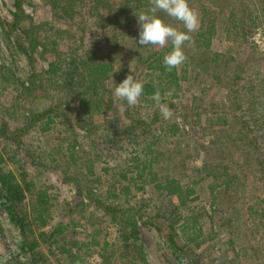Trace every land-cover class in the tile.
Instances as JSON below:
<instances>
[{
    "label": "trees",
    "instance_id": "trees-1",
    "mask_svg": "<svg viewBox=\"0 0 264 264\" xmlns=\"http://www.w3.org/2000/svg\"><path fill=\"white\" fill-rule=\"evenodd\" d=\"M23 2L25 1L16 0L17 10L13 12V20L10 22L12 28L22 26V22L28 18L22 8ZM224 2V0H208V2L192 0L190 3L191 8L196 3L198 4L200 20L196 31L189 33L193 39L191 49L187 47V43L183 46L191 51L186 65L194 71L197 68L211 66L210 75L214 83H220L226 88L225 99L220 102L221 107L226 111L224 112L222 109L221 113L217 111V113H212L210 119H214V121L211 126L213 128L216 125L236 127V132L239 135L234 136L235 139L242 138L243 140L244 138L246 143L254 146L258 153V165L264 170V100H260L257 94L260 89L262 95L264 86V71L263 66L260 65V62L264 61V56L258 54L256 56L255 48L251 42L252 34L259 30L260 26L264 28V0H239L226 5ZM41 4L51 13V20L42 21L38 25H33L30 21L29 29L25 30L29 34V48L23 50L25 52L29 50L28 54L31 56L35 53L41 57L51 54L53 59L48 63L46 70L35 72L36 75H32L29 82H21L22 92H29L45 84L51 88L55 86L58 90H62L66 99H70L72 96L77 97L78 106L76 114L72 116L65 108L64 102L49 103L39 111H32V113L24 115L22 125L16 126L14 129H11L6 123H0V201L12 223L20 230L24 240L22 250L26 253V258L17 264H49L47 255L41 250V241L51 242L50 245L53 246L57 254H61L66 264H89L86 255L76 244L77 242L73 241L74 243H72V238L68 234L71 233L69 229H73L77 222L73 220L67 223L59 222L49 232L45 229L49 225L51 217L49 196L47 190L37 187L36 182L32 179L28 180L26 177L24 165L29 157L34 160L35 154L32 149L23 144L21 137L34 127L38 133L42 134L54 131L57 125L59 128L56 131L60 129L58 135L61 137L73 134L77 125L88 136L92 135V128L89 126H93L94 120L98 116L104 115L103 117L106 118V112L114 103L113 100L112 102L106 100L104 96L108 85L119 73L124 71L123 74L127 75V71L122 69L124 66L121 65L117 68L115 61V58L120 57L121 53L118 42L125 40L127 34L137 43L139 49L137 55L139 56L137 60L139 67L135 68L138 73L134 78L138 80L145 71L146 77L141 81L143 83L141 101L153 103L156 101L153 98L154 93L159 90L162 103L167 104L172 110L177 109L176 103L164 97L173 85L180 88L179 82L182 78H187L188 69L184 70L183 77L180 76L178 68H173L171 71L166 69L163 58L172 50L170 42L164 47L165 49H158L152 45L142 47L138 44L139 36H135L138 30L134 28L137 23L136 15L149 10L150 0H41ZM225 8H228L229 13L224 14L226 18L220 22V14L224 13ZM75 16L84 21L83 24L92 32L102 29L100 34L104 35V39L102 41L101 36H96L100 38L95 43V50L92 48L84 50L86 45L83 41V30L76 40V35L73 33V25L77 23ZM56 24H66L68 28H59L56 27ZM21 28L24 30V27ZM219 30L224 31L228 40L235 39L234 34L240 33L246 44L245 48L250 49L248 54L229 56L213 50L211 42ZM184 31L186 32L187 29ZM110 32L113 33L111 36ZM61 39L70 40L67 50H61L59 47ZM106 45L109 48L111 45L114 47H112V57L102 52ZM254 63L257 65L254 66ZM35 77L39 78L37 84ZM9 79L14 82L18 81L13 70L7 64L0 63V89L6 86L5 82ZM260 85L262 87H259ZM197 99L198 96H194V101L191 104L183 105L184 113H180L184 122L195 129L200 124L199 117L197 118L200 113L196 111L199 106ZM247 105L250 113L258 114L246 117ZM256 105L259 106L260 113L257 112ZM155 111L149 118L131 117L132 114H130V120L127 123L120 127H112L107 134L98 138L97 143L93 139V147L98 150L100 156H109L108 152L116 151L120 154L118 155L120 161L128 162L121 174L128 182L123 185L126 197L131 192L132 183L138 188H143L146 183L153 184L155 189L163 191L169 197L176 196L179 201L175 207V213L179 212L178 223L173 220L172 223H163L159 220L158 215L151 210L143 209L142 205L130 206L127 209L121 208V203L120 205L119 203L113 204L114 201L109 199L116 193H108L105 197L96 196L90 186L83 188L86 190L88 201L93 202L96 207L99 206L103 215L110 216L109 220L118 226L119 240H121L119 250L122 249L123 256H135L141 264H149L144 247L139 241V225L143 222L165 234V239L179 259L183 261L184 258H187L188 264H206L207 261L202 259L204 251L196 253L190 243H182L177 240L180 228H191L198 235L203 234L202 227L197 228L201 216L196 208L188 205L195 193V189L191 185H182L178 179L170 177L169 174L160 177L157 175L158 171L155 170V166L160 167L161 156L158 154L160 151H156L154 147L158 136L161 133L165 138L168 134L178 135L180 123L174 119V115L165 120L161 116L158 106ZM114 114L119 116L118 113ZM106 120L108 121L107 118ZM215 140L228 150L227 143L222 138L218 137ZM213 142V139L210 140L207 145L209 148L203 149L207 154L204 163L211 169H218L221 165H227L222 161L228 151L224 156L222 155V159H213L212 154H214L215 147ZM68 145V157L71 162H86L83 160L85 158L81 148L78 147L77 139L70 140ZM107 161L105 162L108 163ZM8 162L13 166L10 167ZM30 162L31 165L40 166L39 163L42 165V162ZM87 166L86 174H93L92 163ZM226 168H223L224 173L216 174L209 171L207 174L216 179L214 188L219 187L218 192L227 190L235 182L237 185L234 188V193L237 195L241 179L238 174L228 177L230 172L226 171ZM105 170L109 171L110 169L107 167ZM201 179L194 180V183ZM140 180L142 183L138 184ZM80 193H82L81 190ZM216 196L218 195L216 194ZM84 200L85 198L82 197L81 202L84 203ZM258 206V204L249 205L248 212L251 221L259 220V223L264 226V210L258 212ZM209 216L213 217L215 214L211 213ZM182 217L183 222L181 223ZM228 222L232 223L230 220ZM226 228L230 233H234V226L231 224H228ZM98 232L96 230L95 235ZM51 238H54V241ZM94 240L89 241L88 244L101 245L100 240ZM209 240L211 239L209 238ZM55 243H57L56 246ZM201 244V241H196L195 247L199 248L202 246ZM108 246V242L103 241L102 250ZM102 250L99 254L103 259H108ZM230 260L232 261V259ZM129 264H134V261L131 260Z\"/></svg>",
    "mask_w": 264,
    "mask_h": 264
},
{
    "label": "rangeland",
    "instance_id": "rangeland-1",
    "mask_svg": "<svg viewBox=\"0 0 264 264\" xmlns=\"http://www.w3.org/2000/svg\"><path fill=\"white\" fill-rule=\"evenodd\" d=\"M24 1L22 8L28 18L22 22V26L12 28L10 22L13 20V12L17 10L16 0H0V63L7 64L18 79L17 82L9 79L5 82L6 86L0 89V123L8 124L11 129L22 125L24 115L32 113V111H39L49 103L64 102L65 108L72 116L76 114L78 106L77 97L72 96L70 99H66L67 97L62 90H58L55 86L51 88L45 84L29 92H22L21 82H29V78L36 75L35 72L46 70L48 63L53 59L51 54H45L41 57L35 53L31 56L28 54L29 50L27 52L23 50L29 48V34L25 30L29 29L30 21L33 25H38L42 21H50L52 17L46 7L41 4V0ZM206 1L208 2V0ZM224 1L226 5L239 0ZM191 2L192 0H188L189 6ZM228 8H225L224 13L220 14V22L225 20L224 14L229 13ZM192 9L197 13L199 26L200 10L198 4L193 5ZM157 14L165 23L184 31L185 28L180 21L168 17L162 11H158ZM75 18L77 23L73 25V33L76 35V40L83 30V41L86 45L84 50L91 48L95 50V43L100 38L96 36H101L102 41L104 39V35L100 34L102 29L92 32L78 16ZM67 26L66 24H56V27L64 29L68 28ZM21 27H24V30ZM134 28L138 30L135 36H139L138 23L135 24ZM252 35L251 42L255 48L256 56H264L263 26H260L259 30ZM125 36V40L118 42L121 53L120 57L115 58L116 67L119 68L123 65L124 68L122 69L126 70L127 74L131 71L135 76L138 73L135 68L139 67L137 61L139 49L137 43L128 34ZM234 38L233 40L226 39L224 31L219 30L211 42L213 50L229 56H239L241 53L248 54L250 49L245 48L246 44L243 42L240 33L234 34ZM60 43L61 50H67L70 46L68 39H61ZM112 47V45L110 48L106 45L102 52L112 57ZM156 47L161 49L159 46ZM187 47L191 49L192 43H187ZM187 47L183 48L187 57L186 60L189 59L191 52ZM38 49L40 50V48ZM163 49L165 48L163 47ZM255 65L257 63H254ZM260 65L263 66L264 71V61L260 62ZM186 68L188 69L187 78L180 80V88L173 85L164 97L171 99L178 106L172 111L174 119L180 123V132L175 136L168 134L165 138L161 131H158L161 134L158 136V141L154 147L156 151H160L157 153L161 156L160 167L155 166V170L158 171L157 175L160 177L169 174L170 177L178 179L182 185H191L195 189L193 199L188 205L196 208L201 216L197 228L201 226L203 234L198 235L191 228H180L178 229L177 240L182 243H190L196 253L204 251L205 254L202 259L207 261L206 264H264V226L259 223V220L251 221L248 212V207L251 204L259 205L258 212L264 210V170L258 165V153L253 145L252 148L251 144L245 142L244 138L243 140L242 138L235 139L234 136L238 134L236 127H219L216 125L213 128L211 126L214 119H210V115L214 112H223L224 109L220 102L224 101L226 96V88L212 80L211 66L197 68L194 71V69L187 67L185 61L178 68L181 77L185 75L184 70ZM123 72L111 81L104 94L106 100L114 101L106 112L107 115H105L108 121L103 117L104 115L95 118L93 126H89L92 128V135L88 136L77 125L73 134L70 133L61 137L58 135L60 129L56 131L59 128L57 125L54 131L42 134L38 133L34 127L21 137L23 144L32 149L35 154L34 160L29 157L24 165L26 177L28 180L32 179L36 182L37 187L47 190L49 196L51 217L49 225L45 229L49 232L59 222L67 223L70 220L77 222L73 229H69L71 233L68 234L72 238V243H74L73 241L77 242L76 244L80 247L81 252L86 255L89 264H129L131 260L134 261V264H141V262L135 256L122 255V249L119 250L121 240H119L118 226L109 220L110 216L105 217L103 215L99 206L96 207L93 202L88 201L84 186H90L96 196L105 197L108 193H116L109 199L114 201L113 204L119 203L120 205L121 203V208L127 209L130 206L142 205L144 206L143 209L151 210L158 215L159 220L163 223H172V220L178 223L177 219L179 218V212L175 213V207L179 203L178 198L176 196L169 197L163 191L155 189L153 184L146 183L143 188H138L132 183L131 192L126 197L123 185L128 182L124 180L121 174L128 162L120 161L118 157L120 154L116 151L108 152L109 156H100L98 150L93 147V139L97 143L98 138L107 134L112 127H120L127 123L130 120V114H132L131 117L149 118L152 113L156 112L157 101L149 103L139 99L137 105L129 106L126 101L114 97V88L126 78ZM144 72L138 81L141 82L146 77ZM261 77L262 75L258 79L260 80ZM38 79L35 77L36 84L39 83ZM257 94L260 100H264V86L262 95L260 89ZM194 96H198L197 103L199 106L196 111L200 113L197 116L200 120L197 129L191 128L185 123L180 114L184 113L185 110L182 106L191 104L194 101ZM159 102L162 103L163 101L160 100ZM256 108L257 112L260 113L258 105ZM246 109V117L258 114L250 113L248 105ZM114 113H118L119 116ZM115 117L119 118L116 119ZM218 137L227 143L228 150L224 149L219 142L217 143L215 138ZM72 139H77L78 147L81 148L85 158L83 160L86 162L73 163L69 160L68 142ZM212 139L215 144L213 159H222V155L224 156L228 151L222 162L226 163L229 169L225 165H221L218 169H211L205 165L204 160L207 154L203 149L209 148L207 145ZM232 159L233 161H231ZM106 160L108 163L105 162ZM30 161L42 162V165L40 163V166L31 165ZM91 163L94 173L86 174L87 165ZM9 165L10 167L13 166L12 163ZM107 167H109V171L105 170ZM223 168L230 172L229 175L225 173L228 177L233 174L239 175L241 180L237 195L234 193V188L237 185L235 182H233L232 187L221 190V192H218L219 187L214 188L216 179L207 173L209 171L216 174L218 172L224 173ZM226 175L224 176L226 177ZM199 179L201 181L194 183V180ZM141 183L142 180L138 181V184ZM80 190L83 194L80 193ZM82 197L85 198L84 203L81 202ZM211 213H214L215 216H209ZM183 217L180 220L181 223ZM229 220L232 223H229ZM228 224L234 226V233H230L229 229L226 228ZM96 230L99 231L97 235H95ZM165 237V234H162L152 225L140 223L139 241L144 247L149 264H182V260L177 257ZM94 239L100 240L101 245L88 244L89 241H95ZM51 240L54 241V238ZM23 241L20 230L12 223L0 201V264H17L24 261L26 253L22 250ZM103 241H107L109 246L102 250ZM196 241H201L202 246L195 247ZM50 244L51 242L41 241V250L47 255L48 263L66 264L61 254H57ZM56 244L54 245L56 246ZM101 250L108 259H103L99 254Z\"/></svg>",
    "mask_w": 264,
    "mask_h": 264
},
{
    "label": "clouds",
    "instance_id": "clouds-1",
    "mask_svg": "<svg viewBox=\"0 0 264 264\" xmlns=\"http://www.w3.org/2000/svg\"><path fill=\"white\" fill-rule=\"evenodd\" d=\"M151 7L147 12H140L137 17L140 46L165 47L169 42L172 50L163 58L164 66L168 71L179 68L187 59L183 46L192 43L193 39L189 33L196 31L198 26L197 13L189 6L188 0H150ZM158 11L164 12L168 17L180 21L187 31H180L177 28L164 22L158 16ZM143 94V83L136 80L130 71L123 81L116 85L113 91L114 97L126 101L129 106H135ZM153 98L161 116L168 120L173 116V111L167 104L160 103L161 95L159 90L154 93ZM182 264H188L184 258Z\"/></svg>",
    "mask_w": 264,
    "mask_h": 264
}]
</instances>
